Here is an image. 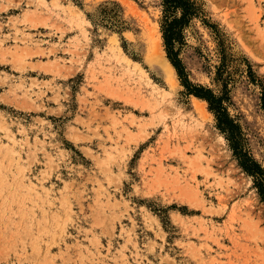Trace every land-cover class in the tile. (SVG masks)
Listing matches in <instances>:
<instances>
[{
  "label": "rangeland",
  "instance_id": "obj_1",
  "mask_svg": "<svg viewBox=\"0 0 264 264\" xmlns=\"http://www.w3.org/2000/svg\"><path fill=\"white\" fill-rule=\"evenodd\" d=\"M197 2L188 78L219 92L225 56L230 112L264 168V0ZM162 13L0 0V264H264L253 177L208 103L156 67Z\"/></svg>",
  "mask_w": 264,
  "mask_h": 264
},
{
  "label": "trees",
  "instance_id": "obj_2",
  "mask_svg": "<svg viewBox=\"0 0 264 264\" xmlns=\"http://www.w3.org/2000/svg\"><path fill=\"white\" fill-rule=\"evenodd\" d=\"M161 2L163 13L160 29L168 59L176 69L187 94L208 103V109L215 117L216 127L225 136L241 168L253 177L261 200L264 202V168L247 150L243 128L230 112V84L233 79L229 73L225 76L228 72L225 56L222 57V63L216 72L215 80L221 85L217 93L204 85L192 83L180 58L181 49L185 44V30L195 19L201 18L200 5L197 0H161ZM203 21L207 23L206 20ZM249 69L250 76H253L250 66ZM262 89L261 105L264 109V86Z\"/></svg>",
  "mask_w": 264,
  "mask_h": 264
},
{
  "label": "bare ground",
  "instance_id": "obj_3",
  "mask_svg": "<svg viewBox=\"0 0 264 264\" xmlns=\"http://www.w3.org/2000/svg\"><path fill=\"white\" fill-rule=\"evenodd\" d=\"M158 41V40H157ZM159 56V55H158ZM152 60H154V59H152ZM158 60V59H157ZM129 61V60H128ZM131 62V61H130ZM155 62V61H154ZM156 63L158 64L156 67L158 68V69H160V70H162V69H164V68H166V74H167V76H168V72L169 71H175L174 70V67L171 65V63L167 60V64H164V60H163V63H162V61L161 60H158V61H156ZM160 64V65H159ZM163 71V70H162ZM170 77V76H169ZM150 81V80H149ZM193 102H194V105H195V107H196V110H198V111H200V110H202L204 107H205V105H206V103L203 101V100H200V99H198V98H196V97H194L193 98Z\"/></svg>",
  "mask_w": 264,
  "mask_h": 264
}]
</instances>
